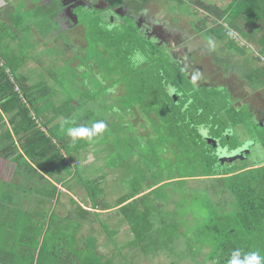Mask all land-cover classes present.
Segmentation results:
<instances>
[{"label": "trees", "instance_id": "1", "mask_svg": "<svg viewBox=\"0 0 264 264\" xmlns=\"http://www.w3.org/2000/svg\"><path fill=\"white\" fill-rule=\"evenodd\" d=\"M150 1L139 3L135 8L132 3L136 4L137 0L127 3L125 0H119L118 7L132 5L139 13L150 4ZM228 2L230 5L223 12L201 0L196 2L202 11L214 17L217 24V28L207 30L210 42L214 39L219 42L229 38L230 30L225 27L227 25L243 40L256 41L264 49V0ZM129 21L132 23L127 27H131L142 37L135 23ZM241 22L262 26L261 31L256 30L261 34L260 37L257 38L255 35L249 37V34L239 26ZM204 32L202 29L199 31ZM142 40L153 48L161 49V52L153 51L151 53L153 60H149L147 57H151V54L145 45L140 46L138 51L130 45H120L122 49L129 47L124 58L122 54L119 55L123 62H131L130 57L137 53L144 56L146 62L139 64L135 69L136 77L131 73L126 78L121 77L120 81L113 80V83L121 84L117 87L121 92L114 91L115 100L118 97H127L123 102L124 107L117 105L118 108L111 109L116 116H120L122 110L124 114L121 118L127 122H119L120 127L111 130L113 133L108 136L118 134V141L122 142L124 147H130L135 153L139 150L144 151V148L149 146L147 140L148 135L152 133L150 131H154L157 139L163 142L159 145H164L163 140L167 134L173 138L186 136V142L189 145L193 144L194 152L199 150L200 157H184V160L177 157V165L181 166L187 162L189 167L198 166L200 172L191 176L177 174L164 177L159 174L161 161H154L153 157H135L134 153L129 151L127 152L129 157H123V160L135 171L122 178L120 184L124 194L115 204L106 201L107 195L99 180L88 179L85 180L83 188L87 191V201L95 212L84 210L72 200L74 210L76 205L79 206L76 209L77 213L69 212L62 217L57 210L51 220L64 221L63 224L61 226L57 224L55 227L51 220L46 222L50 212L46 213L47 216L42 212L43 202H55L57 199V206L62 205L60 203L64 194L56 184H62L64 181L62 177L72 167L78 174L81 171L78 167L80 160H74V157L68 155L65 134L60 137L59 133L50 127L51 123L66 114L65 110L57 111L56 115L49 116V121H45V113L43 112L44 117H41L39 104H34L36 99L33 89L30 86L25 87L23 81L17 80L16 76L14 77L19 92L15 91V85L10 82L6 71H9L10 75L11 73L15 75V72L2 60L0 54V142L1 138L8 139L7 142L11 141L6 120L15 135L16 144L33 160L32 165L19 161L21 155L18 154L12 157L11 161V164L20 162L18 171L22 172L26 182L25 199L36 198L39 204L37 206L42 208L40 212L33 211L32 206L36 205V202H33L29 205L30 209L26 210V207L23 209L20 194L4 192L0 198V201L2 200L0 215L7 221L10 220V225L15 228L17 227L15 222L22 220L24 223L36 222L37 216L43 214V220L40 219L38 222L46 226V230L39 233L37 242H29L26 232L20 239L8 242L13 243V247L4 248V244L0 245V264H137L138 260L142 259L153 263L162 256L171 260L169 264H180V261L182 264H191L193 259L195 264H228L233 251L237 249L241 250L242 256L253 251L264 256V162L255 166L245 165L252 157V154L247 157L251 152L250 148L246 152V147H252L250 145L259 142V135L252 134V129L248 127L249 124L258 127L254 116L248 114V106H238L237 102L240 99L238 96L235 97L236 89L233 90L232 85L218 86L217 83H209L205 79L197 80L194 84L191 73L184 68V64H180L171 55L169 48L155 46L143 37ZM203 60L196 58L197 70L209 68L211 72H215L206 64L203 67ZM150 64L155 69L151 74H146L145 70ZM163 67L168 68L169 75H166L167 71L165 68L163 71ZM250 68H254V63ZM134 78L136 84L132 82ZM241 78L247 84L255 85L258 82L264 85V73L253 77L252 74L243 75ZM184 84L191 86V92H187L189 87ZM169 87L174 88L175 93L170 94ZM126 89L136 94L134 100L141 104V108L136 109V115H139V118L143 116L141 122L144 126L140 125L141 128L144 127L142 130H138V125L137 130L135 126L133 128L129 125L131 118L129 114L134 113L135 108L132 109L130 106L134 103L130 94L125 95L122 92L127 91ZM150 94L152 98H146ZM118 103L116 100L113 105ZM116 110L118 112H115ZM244 124L247 125L246 128H242ZM76 126L81 127L84 124L78 123ZM245 129L249 139L242 135ZM137 139L142 141L137 143ZM209 140L214 142V147L207 143ZM16 144L14 142L11 145L0 144V156H6L16 150ZM262 145L264 146V143ZM218 150H229L230 157L234 155L245 157L224 164L220 160L222 157L216 154ZM111 171L113 172L114 168ZM77 174L76 177L82 180L80 174ZM34 178L41 179L42 184L47 183L51 190L46 189L45 185H42L41 189V185L34 181ZM192 183H196L197 187H193ZM19 190L24 191L21 188ZM12 207L16 212L8 214L16 215L15 217L1 214L2 210H12ZM101 215L111 216H108L109 220H102ZM118 220L119 226L111 228L110 224ZM87 222L94 226L93 228L90 226L89 235L82 233L84 223ZM50 226L56 228L52 239L49 237ZM68 228L73 231L69 232ZM126 228L129 229L127 231H131L133 239L121 244L118 236L120 231ZM196 228L199 230L195 231ZM20 230L22 232V228ZM103 235L105 237L103 246L108 248L110 244L111 248L108 249H113V256L109 258L99 252V237ZM175 254L178 257H175Z\"/></svg>", "mask_w": 264, "mask_h": 264}, {"label": "rangeland", "instance_id": "2", "mask_svg": "<svg viewBox=\"0 0 264 264\" xmlns=\"http://www.w3.org/2000/svg\"><path fill=\"white\" fill-rule=\"evenodd\" d=\"M26 1L27 0H16L15 3L7 4L11 6L14 11L13 16L16 19V27L18 28L19 35L16 38L18 41L16 45H12L8 42L13 41L14 38L11 30L6 27V24L11 27L9 23H11L13 19L9 18L11 21H6L3 17L5 12L1 11L0 13V54L2 60L5 61L14 72L18 71L21 73V76L25 78L23 83L25 87L32 86L42 90L40 93L41 97L34 101V104H40L38 107L41 110L39 114L41 117H44L43 112L45 114L47 112L48 116H52L55 115L57 111L60 112L64 110L65 113L73 112L75 114L71 120H68L70 123L65 125L64 129L61 128L63 121L53 125V127H56V130L54 129L55 132L59 133L60 136L67 134L66 129L68 127H76L78 123H83L84 127L88 128H91L92 124L97 121H103L107 125L106 129L108 131L105 130L102 134H98L91 141L87 139V143H84V139L73 141L71 137H65L66 144H68L67 152L71 157H74V160H80V165L78 167H80L79 169L81 171L78 172V174H80L82 180H80L79 177H75L73 189L75 193H77V195H75L77 199L75 200H77L80 205L82 204L83 208H87V210L91 209V204L87 201L88 193L85 189L81 188L84 186L85 180L88 179L99 180L102 189H104L107 195L106 201L108 203L113 205L122 197L124 192L121 189V180L124 176L127 177L135 171L134 169H130L129 163L123 160V157H129L127 156V152L129 151L134 153L133 156L135 157H153L154 161H161V172L159 171V174L164 177L177 174H180V176H191L200 172L198 166L189 167L187 162H184L181 166L177 165V157H181L182 160H184V157H200L199 150L194 152L193 144L189 145V143L186 142V136L181 135L178 136V138H173L167 134L163 140L164 145H159L161 143L163 144V142L157 139V136L154 135V131H150L152 133L148 135L147 140L149 141V146L144 148V151L140 152L139 150L136 153L132 152L130 147H124L123 143L118 141V134L108 136L113 133L111 130H116L120 127L119 122L121 123V121H124L121 118V115L124 114L123 111L121 110L120 116H116L113 114L111 107H117V105L123 106V102L127 97L116 98L119 103L113 105L116 101L114 98L115 92H121V90L117 88L121 84L113 83V80L120 81L121 77L126 78L131 73H134L139 64L146 62L144 56L141 55L143 59L139 60L136 58V54L130 57L131 62H123L119 55L122 54L124 58V56L127 55L129 47H124L122 49L120 45H130L135 51L140 50V48L145 45V48L148 49L150 54L153 53V51L161 52V49H156L151 45H147L135 30L131 27H127L131 26L132 22L129 20H126L125 24L119 20L118 22L115 20L116 17H112L107 10L97 11L92 8L89 10H78L76 15L81 28L70 34L68 31L62 29L60 23H58L60 13L63 11V0H54L53 3L47 4L42 3L40 0H34L32 6L30 5V8L27 9ZM94 1L97 2L100 0ZM103 1L118 8L119 0ZM131 1L133 0H125V3ZM183 1L182 3L179 0H151L150 4L143 8L141 12L145 11L149 20L162 24L169 32L182 36L185 42L183 48H185L187 53L195 48V51H197L198 47H209L206 46L204 42H206V44L207 42L210 43L207 30L217 28L214 17L202 11L199 4H196L199 0ZM201 2L215 6L222 12L230 5L228 0H201ZM139 3L144 4L146 0H137L136 4H132L136 8V6H139ZM102 5L104 7L106 6L104 3L101 4V6ZM123 7L127 11H132V9H134L132 5ZM239 26L243 28L246 34H249V37L255 35V37L258 38L261 35L256 30L261 31L262 26L256 24L247 25L243 22H241ZM225 27L230 30V37L224 39L225 41L217 42L215 39L213 40V43L215 42L213 47L216 46L215 51L218 52L220 57L216 58V64L219 63L217 66L223 67L222 70L224 71L229 70L231 73L237 72L235 76H238V73L241 77L243 75L250 76V74H252V77L263 74L264 69H257L255 64L253 69L250 68V66L252 63L258 62L259 66L264 68V49H262L256 41L247 42L243 40L238 33L231 31L232 29L227 27V25ZM201 29L205 32L199 33ZM36 30L40 33H37ZM51 30L53 31L51 32ZM44 39H46V41H44ZM154 42L164 44L158 38H155ZM172 45L171 43V46ZM225 48L227 49V53L230 52L228 56H226L229 57L228 67H225L224 53L227 54L223 51ZM183 50H175V57L178 59L183 58ZM196 58H200L198 54ZM147 59L153 60L152 54L151 57H147ZM230 59L234 60L231 61ZM147 62L150 63V61ZM151 63L153 64V61ZM230 63H232L231 66ZM18 68H20V70H18ZM164 68L165 71H167L166 75H169L168 68L163 67V71ZM154 69L155 68L150 64L149 68H146L145 73L151 74ZM135 73L134 77L137 76ZM8 78L10 82H14V76L8 74ZM232 80L236 83L237 88H239L242 82L241 79L236 77ZM242 80L245 81L243 78ZM132 82L136 84L135 78ZM222 82L223 83H216L218 86H225V80ZM238 82H240V84ZM184 85L189 87V91L187 90V92H191V86L189 84ZM122 92H124L125 95L130 94V98H133V100L134 97L137 96L129 90H123ZM146 98L151 99L152 94ZM136 102L137 101L134 100V103L130 104L132 109L135 108L133 109V112L134 110L135 112H130L129 114V118L131 117L129 125L133 126V128L135 126L136 130L138 125V130H142L144 127L141 128L140 125L144 126L141 122L143 116L141 115L139 118V115H136V109L141 108V104ZM115 112H118V110ZM124 122L126 123L127 120ZM246 126L247 125L244 124L242 128H246ZM151 127L153 129V123H151ZM248 127L252 129V134L259 135V142L258 145H250L253 148L252 157L249 163L245 165L255 166L264 162V146L262 145V143H264V133L260 134L258 127L253 124H249ZM242 135H245V138L249 139L247 129L242 131ZM242 137L244 138V136ZM238 140L243 141L242 139ZM141 141L142 139L136 140L137 143ZM207 143L211 145V147H214V142L209 140ZM84 147L87 150L83 152H86V154L82 157L80 156V152ZM249 148L250 147H246L245 151L247 152ZM220 153L223 154L226 152L225 150H218L217 156H219ZM224 157H228V154L224 155ZM227 161L229 160H222L224 164H226ZM108 167H110V169ZM112 168H114L113 172L111 171ZM11 170L12 168L5 175V177L8 176V179L13 175ZM86 172L87 176L85 175ZM15 173L17 174V172ZM192 184L193 187H197L196 183ZM64 203L66 205H62L58 211L62 217L68 215L69 212L75 211L74 213H77L78 210H74L73 205L71 206L68 199H65ZM1 212V214L5 213L8 215V213H14L15 211L2 210ZM101 216L102 220H109L107 218L111 215ZM46 222H48V220H46ZM52 222L56 227L57 224L61 226L64 221L56 220L51 221V223ZM10 223V220L7 221L0 215V245L3 246L2 244H4V248H8V246L13 247V243L9 244L8 242L14 239H20L26 232H28L29 242H37L39 240V233L42 230H46V226L40 225L38 220L36 222L31 221V223H24L23 220L17 223L15 222V226H17L15 228L12 227L13 225L11 226ZM118 223L119 220L111 223V228H117L119 226ZM198 225H200V222ZM90 226H92V228L94 227L90 222L84 223L82 233H87L89 235ZM55 227L50 226L49 237L51 236V239L55 236ZM20 228H22V232ZM100 229L101 228H99V230ZM127 230L129 229H122L119 233L118 238L121 244L133 239V235L130 233L131 231ZM198 230L199 228L195 229V231ZM68 231L72 232L73 229L68 228ZM99 233H102V231H99ZM99 239V252L108 258L113 256V249H108L111 248V245L108 244V248L103 246V241L105 239L104 235L100 236ZM53 241L55 242V239ZM164 257L165 256L158 258L153 263L144 259L138 260L137 264H169L171 260H167ZM175 257L178 256L175 254ZM192 262L191 264H195L194 259ZM180 264H182L181 261Z\"/></svg>", "mask_w": 264, "mask_h": 264}, {"label": "flooded vegetation", "instance_id": "3", "mask_svg": "<svg viewBox=\"0 0 264 264\" xmlns=\"http://www.w3.org/2000/svg\"><path fill=\"white\" fill-rule=\"evenodd\" d=\"M42 3L47 4V3H53L54 0H40ZM64 4L62 5L63 11H61L60 16L58 18V23H60V27L68 33H74L75 30H78L80 27L79 20L77 18V12L78 10H83L87 9L89 10L90 8L101 11V10H107V12H110V15L115 18L116 21H121L122 23L125 24L126 20H131L135 23L136 28L140 32L143 38H145L148 42H151V44H154L155 46L158 47H163L166 46L171 50V55L175 57V50H183V58L178 59L176 58L180 64H184V68L193 75L196 72L200 73V78L198 80H203L205 79L206 82H211V83H216L217 81L220 82V79L225 80V86L229 87L232 85V89H236V96L240 99L239 102H237L238 106L244 107L248 106V114H251L254 116V121L258 125L261 133H264V92L259 93V92H254L249 86L246 85V81L243 83L241 82V85L239 88H237L236 83L233 82V78H241L240 74L238 73V76H235L237 72L231 73L228 69V71L222 70L223 67H219L216 64V58H220L218 52H216L213 48V43L210 42L204 44L209 47H198V50L195 51L192 50L191 52L187 53L185 51V48L183 46L185 45L184 39L180 35H176L174 33L169 32L165 26H163L160 23H156L153 20H149L147 18L145 11L141 13H137L135 8L132 9V11H127L124 7H113L110 3L104 2L103 0L100 1H94V0H63ZM105 4L106 8L101 4ZM100 6H99V5ZM100 7V8H99ZM124 10H123V9ZM119 13V15H117ZM118 21V22H119ZM55 30V29H53ZM152 37V38H151ZM178 37V38H177ZM158 38L160 41H162L164 44H159L158 42H154V39ZM171 43L175 46H171ZM215 48V47H214ZM227 53V49L223 50ZM222 51V52H223ZM224 53V52H223ZM230 53V52H229ZM224 53V60H225V67L229 66V57L228 54ZM197 54L199 55V59L203 60L202 66H210L215 70V72H211L210 69L205 70V68H198L197 70V61L196 58ZM180 58V57H179ZM233 61L234 59H230ZM232 63H230L231 66ZM229 75V76H227ZM242 81V80H241ZM223 83V82H220ZM240 84V82H238ZM245 83V84H244ZM239 92V93H237ZM249 92V94L247 93ZM254 145V144H253ZM258 145V143H257ZM251 153L247 156L250 157L252 154L253 148L250 147ZM229 150H225L227 153ZM218 152V151H217ZM231 152L229 151L228 154ZM217 154V153H216ZM226 155L225 153H223ZM222 154V155H223ZM223 155V156H224ZM239 157H245V156H239Z\"/></svg>", "mask_w": 264, "mask_h": 264}, {"label": "crops", "instance_id": "4", "mask_svg": "<svg viewBox=\"0 0 264 264\" xmlns=\"http://www.w3.org/2000/svg\"><path fill=\"white\" fill-rule=\"evenodd\" d=\"M33 1L34 0H27L26 1V9L27 8H30V5L32 6V3H33ZM16 2V0H0V13H1V11H4L5 12V15H3V17H4V19H6V21H11L9 18H12L13 19V21H11V23H9V24H11V27L8 25V24H6V27L8 28V29H10L11 30V32H12V34H13V38H14V40L13 41H8L9 43H11L12 45H16L17 44V36L19 35V33H18V28L16 27V19L14 18V16H13V13H14V11L12 10V7L11 6H8L7 4H9V3H15ZM2 17V18H3ZM13 23H14V25H13ZM17 29V30H16ZM34 29V28H33ZM53 30H51V32H52ZM36 32L37 33H40V32H38L37 30H36ZM50 33V32H49ZM44 41H46V39H44ZM40 64V63H39ZM255 64V66H256V68L257 69H264V68H261V66H259V64H258V62L257 63H254ZM21 66H22V64H21ZM40 66H41V64H40ZM18 70H20V68H18ZM17 72L18 71H16L15 72V75L13 74V73H11V76H16L17 77V80H20L21 78H22V81H23V83H24V81H25V78H23L22 76H21V73H19L18 72V74H17ZM6 74L8 75V74H10L9 73V71H6ZM13 81L14 82H12L14 85H15V87H17L18 88V90H19V86L16 84V80H15V78H13ZM245 84V83H244ZM246 85L247 86H249L254 92H259V93H263L264 92V85L262 86L261 84H259L258 82H256L255 83V85H253V84H247V82H246ZM33 90V95H34V99H39L41 96H40V93H41V91L42 90H39V89H37L36 87H32V86H30ZM17 92V91H16ZM23 99V98H22ZM24 100V99H23ZM40 105V104H39ZM40 109V108H39ZM69 113V112H68ZM68 113H66V114H68ZM2 114V113H1ZM66 114H64L62 117H60L59 119H57L55 122H53V123H51V125H50V127H51V129L53 130V131H55L56 130V127L54 126L53 127V125L55 124H58V123H61L62 121H64V120H71L72 119V117L75 115L73 112L72 113H70V114H68V115H66ZM56 115V114H55ZM37 115H36V113H34V117H36ZM3 118L5 119L6 117L3 115ZM41 122H42V120H40ZM45 121H49V116H48V114H47V112H46V114H45ZM5 124H6V128L9 130V132H10V136H11V141L10 142H7L6 140H8V139H6V138H1V142H0V144L1 145H5V144H7L8 143V145H11V143L12 142H14L15 144H16V141H15V135L13 134V132L11 131V127L8 125V123L6 122V120H5ZM77 127V126H76ZM55 129V130H54ZM46 131H50V130H47L46 129ZM57 131H59V130H57ZM47 133H49V132H47ZM60 136V135H59ZM65 136H68L67 134H65ZM60 137H62V136H60ZM9 141V140H8ZM84 143H87V138H84ZM66 144V143H65ZM66 145H68V144H66ZM16 146H17V148H16V150H14V151H11L10 153H8L6 156H3V157H1L0 156V197L2 198L3 197V193L5 192V193H9V192H16V193H12V194H15V195H17V194H20V198H21V204H22V207H23V209H24V207H26V210L27 209H30V204H32L33 202H36V205H33L32 206V210L33 211H36V210H38V212H40L41 210H42V208L44 209V211L42 210V212L43 213H45V215L47 216V212H50V216L48 217L47 216V220H51V218L53 217V215H54V213H56L57 212V210H59V208L63 205V206H65L66 204L64 203V200L65 199H68L69 200V202L71 203L72 202V200H74V201H76L79 205H80V203L77 201V200H75V199H77L76 197H75V195H77V193H75V191H74V189H73V181H74V179H75V177H76V170L71 166V162L67 159V161H68V163H70V166L72 167L69 171H67V173L62 177V180H64L63 182H62V184L61 185H57L54 181H52L51 179H49V178H47V179H49L51 182H53V184H56V186L59 188V190H60V192L61 193H63L64 194V196L62 197V201H61V203L60 204H62L61 206H57V204H58V202H57V199L55 200V202H48V203H45V202H43L44 204H43V207L42 208H39L37 205H39L38 203H37V201H36V198H34V197H32V198H29V200H26L25 198H26V190H25V185H26V182H25V177H23L22 175V172H19L18 171V167H19V165H20V162L19 161H23V162H27V163H29V164H31L32 165V163H33V160L31 159V157H28L25 153H23V151L20 149V147L18 146V144H16ZM87 149L84 147V148H82L81 149V152H80V156H84L85 154H86V152L85 153H83L84 151H86ZM83 153V154H82ZM228 153V152H227ZM18 154H20L21 155V159L19 160V161H17V162H15L16 164H11V161H12V157H15L16 155H18ZM68 155L70 156V154L68 153ZM68 155H66V157H68ZM40 157V156H39ZM71 157V156H70ZM79 163H80V161H79ZM12 168V173H13V175H11V178L10 179H8V176L7 177H5V175L9 172V170ZM15 172H17V174L15 173ZM41 173V172H40ZM42 174V173H41ZM86 176H87V172H86V174H85ZM5 178V179H4ZM34 181H36L37 183H39L40 185H41V189H42V185H45V187H46V189H50L51 190V188H48L49 186L47 185V183L46 184H42L43 183V181L41 180V179H38V178H34ZM12 186H13V189H11L12 188ZM24 189V191L23 190H19V189ZM81 188H83V187H81ZM84 189V188H83ZM18 192V193H17ZM87 197H88V195H87ZM2 201V200H1ZM0 201V202H1ZM65 204V205H64ZM72 206V205H71ZM78 207L79 206H77L76 205V207H75V210L76 209H78ZM80 207L81 208H83V206H82V204L80 205ZM58 208V209H57ZM90 210H87V208H83L84 210H87V211H90V212H95V211H93L92 210V207L90 206ZM12 210H14L15 211V209H14V207H12ZM16 212V211H15ZM14 212V213H15ZM13 213V212H12ZM7 216H14V215H11V214H8ZM16 216V215H15ZM14 216V217H15ZM43 217H44V215L42 214H39V216H37V220H40L41 219V221L43 220ZM36 219H34V220H36ZM52 221V220H51Z\"/></svg>", "mask_w": 264, "mask_h": 264}, {"label": "clouds", "instance_id": "5", "mask_svg": "<svg viewBox=\"0 0 264 264\" xmlns=\"http://www.w3.org/2000/svg\"><path fill=\"white\" fill-rule=\"evenodd\" d=\"M136 58L142 60L143 57L140 56L139 53L136 54ZM200 78V73L196 72L192 75V81L195 84L197 80ZM175 89L169 87V92L175 93ZM70 121L64 120L61 124V128L64 129L65 125L69 124ZM107 128V125L103 121H97L92 124L91 128L88 127H68L66 129L67 135L73 139V141L77 139L87 138L91 141L98 134H102ZM228 264H264V256H261L259 252L253 251L250 253L243 254L240 249L233 251L231 258L228 261Z\"/></svg>", "mask_w": 264, "mask_h": 264}, {"label": "water", "instance_id": "6", "mask_svg": "<svg viewBox=\"0 0 264 264\" xmlns=\"http://www.w3.org/2000/svg\"><path fill=\"white\" fill-rule=\"evenodd\" d=\"M117 15H119V13ZM249 151L251 152V150H249ZM225 154H228V153H225ZM218 157H222V159H220V160H227L228 159L230 162H234V161H237L239 159V156H237V155H234L233 157L232 156L231 157L230 156L224 157L222 154H219Z\"/></svg>", "mask_w": 264, "mask_h": 264}, {"label": "built area", "instance_id": "7", "mask_svg": "<svg viewBox=\"0 0 264 264\" xmlns=\"http://www.w3.org/2000/svg\"><path fill=\"white\" fill-rule=\"evenodd\" d=\"M15 91L19 92V90H18V88H17V87H15Z\"/></svg>", "mask_w": 264, "mask_h": 264}]
</instances>
